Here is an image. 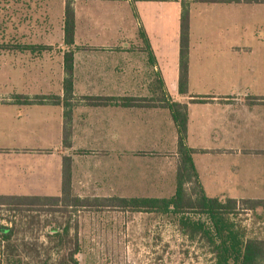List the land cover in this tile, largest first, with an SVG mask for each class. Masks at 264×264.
Instances as JSON below:
<instances>
[{
	"label": "crops",
	"instance_id": "crops-1",
	"mask_svg": "<svg viewBox=\"0 0 264 264\" xmlns=\"http://www.w3.org/2000/svg\"><path fill=\"white\" fill-rule=\"evenodd\" d=\"M185 1L181 93L179 0H0V198L63 196L64 157L71 195H174L179 135L167 104L175 103L186 107L184 142L194 150L197 178L186 190L264 199V0Z\"/></svg>",
	"mask_w": 264,
	"mask_h": 264
},
{
	"label": "trees",
	"instance_id": "trees-1",
	"mask_svg": "<svg viewBox=\"0 0 264 264\" xmlns=\"http://www.w3.org/2000/svg\"><path fill=\"white\" fill-rule=\"evenodd\" d=\"M178 1V0H176ZM180 18V60L179 91L186 92L188 82V39L189 11L188 2L179 0ZM217 1V0H204ZM224 1V0H218ZM227 1V0H226ZM64 41L72 45L75 31V14L69 2L66 3L63 17ZM63 89L65 93L62 104L65 107L64 118H71L70 104L67 98L73 93V55L66 52L64 56ZM57 101V99H56ZM179 135L178 152L180 161L176 174V189L170 197H132V198H80L66 193L69 190L70 158L63 159L64 195L58 198H0V206L20 212L22 229L29 228L40 214L31 216L27 222L22 220L27 208L59 211L62 220L53 214L54 224L45 233V243L32 242L25 237H16L18 223L10 221V226L0 224V244L2 247V264H79L77 254L81 244L76 237H71L70 223L72 211L79 208L116 207L131 211L156 213L172 222L178 230L191 241L202 242L211 253L210 264H264V238L249 235L248 228L238 218L242 211H260L264 218V199H219L207 197L202 189L195 187L187 191L185 184L196 180L192 161L194 150L185 146L187 132V110L180 104H167ZM68 129L64 128V142L68 140ZM199 188V189H197ZM29 217V216H28ZM1 220V218H0ZM46 225V223H45ZM38 247L45 253L40 252ZM54 255V256H53Z\"/></svg>",
	"mask_w": 264,
	"mask_h": 264
},
{
	"label": "rangeland",
	"instance_id": "rangeland-1",
	"mask_svg": "<svg viewBox=\"0 0 264 264\" xmlns=\"http://www.w3.org/2000/svg\"><path fill=\"white\" fill-rule=\"evenodd\" d=\"M194 187L190 185V190ZM40 214L29 228L22 229L20 212L0 206V224L18 223L16 237L45 243V233L53 226L59 211L27 208L23 222ZM71 237L81 244L79 264H210L211 253L202 242L191 241L170 221L159 214L130 209L100 207L79 208L70 213ZM29 216V217H28ZM249 235L264 238V218L260 211L245 210L238 217ZM46 223V225H45ZM0 244V264L2 256ZM40 252L45 253L38 247ZM54 256V255H53Z\"/></svg>",
	"mask_w": 264,
	"mask_h": 264
}]
</instances>
